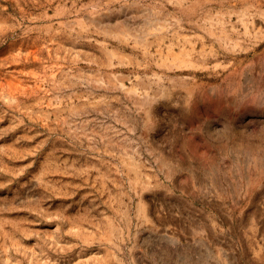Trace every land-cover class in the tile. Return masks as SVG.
Returning <instances> with one entry per match:
<instances>
[{"label":"rangeland","instance_id":"rangeland-1","mask_svg":"<svg viewBox=\"0 0 264 264\" xmlns=\"http://www.w3.org/2000/svg\"><path fill=\"white\" fill-rule=\"evenodd\" d=\"M0 264H264V0H0Z\"/></svg>","mask_w":264,"mask_h":264},{"label":"bare ground","instance_id":"bare-ground-1","mask_svg":"<svg viewBox=\"0 0 264 264\" xmlns=\"http://www.w3.org/2000/svg\"><path fill=\"white\" fill-rule=\"evenodd\" d=\"M85 22L86 23H97V21L94 19V18H86L85 19ZM118 28V27H117ZM111 29V28H110ZM119 31H125L126 29L125 28H118ZM165 29V26L161 23H159L158 25H155L154 27H151L149 30H148V33H151L152 32H155V31H159V32H162L164 31ZM157 33V32H156Z\"/></svg>","mask_w":264,"mask_h":264}]
</instances>
